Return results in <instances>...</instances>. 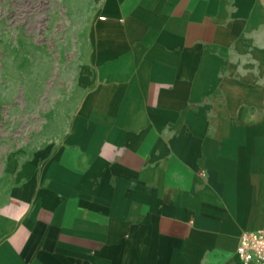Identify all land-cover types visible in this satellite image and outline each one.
Wrapping results in <instances>:
<instances>
[{"label": "crops", "instance_id": "0c3cea01", "mask_svg": "<svg viewBox=\"0 0 264 264\" xmlns=\"http://www.w3.org/2000/svg\"><path fill=\"white\" fill-rule=\"evenodd\" d=\"M72 10L59 84L38 102L25 82L39 118L0 177V264H239L264 230V0Z\"/></svg>", "mask_w": 264, "mask_h": 264}, {"label": "rangeland", "instance_id": "374dc122", "mask_svg": "<svg viewBox=\"0 0 264 264\" xmlns=\"http://www.w3.org/2000/svg\"><path fill=\"white\" fill-rule=\"evenodd\" d=\"M72 1L0 0V177L38 122V111L26 104L25 82L40 102L76 52L83 31Z\"/></svg>", "mask_w": 264, "mask_h": 264}, {"label": "built area", "instance_id": "2783aa9c", "mask_svg": "<svg viewBox=\"0 0 264 264\" xmlns=\"http://www.w3.org/2000/svg\"><path fill=\"white\" fill-rule=\"evenodd\" d=\"M235 256L239 264H264V230L242 232Z\"/></svg>", "mask_w": 264, "mask_h": 264}]
</instances>
